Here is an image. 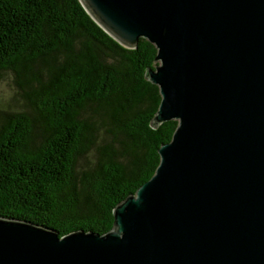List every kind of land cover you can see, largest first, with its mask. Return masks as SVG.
Instances as JSON below:
<instances>
[{"label": "water", "instance_id": "95a60500", "mask_svg": "<svg viewBox=\"0 0 264 264\" xmlns=\"http://www.w3.org/2000/svg\"><path fill=\"white\" fill-rule=\"evenodd\" d=\"M127 49L158 50L154 176L106 234L0 217V264H264V0H79Z\"/></svg>", "mask_w": 264, "mask_h": 264}, {"label": "trees", "instance_id": "16d2710c", "mask_svg": "<svg viewBox=\"0 0 264 264\" xmlns=\"http://www.w3.org/2000/svg\"><path fill=\"white\" fill-rule=\"evenodd\" d=\"M157 48L113 39L79 0H0V217L60 236L101 235L114 209L155 174L177 121L147 77Z\"/></svg>", "mask_w": 264, "mask_h": 264}, {"label": "rangeland", "instance_id": "374dc122", "mask_svg": "<svg viewBox=\"0 0 264 264\" xmlns=\"http://www.w3.org/2000/svg\"><path fill=\"white\" fill-rule=\"evenodd\" d=\"M14 85L12 84L9 76L0 77V98L8 100L13 94Z\"/></svg>", "mask_w": 264, "mask_h": 264}]
</instances>
